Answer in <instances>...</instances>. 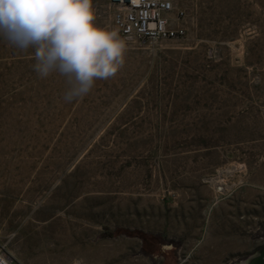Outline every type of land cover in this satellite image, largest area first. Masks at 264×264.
<instances>
[{"label": "rangeland", "instance_id": "1", "mask_svg": "<svg viewBox=\"0 0 264 264\" xmlns=\"http://www.w3.org/2000/svg\"><path fill=\"white\" fill-rule=\"evenodd\" d=\"M170 1L184 38L129 41L93 0L125 60L71 103L34 49L0 36V249L14 264H249L264 249V0Z\"/></svg>", "mask_w": 264, "mask_h": 264}, {"label": "clouds", "instance_id": "2", "mask_svg": "<svg viewBox=\"0 0 264 264\" xmlns=\"http://www.w3.org/2000/svg\"><path fill=\"white\" fill-rule=\"evenodd\" d=\"M0 36L20 52L34 49L40 79L64 78L66 103L114 77L125 60L124 39L95 23L93 0H0Z\"/></svg>", "mask_w": 264, "mask_h": 264}, {"label": "built area", "instance_id": "3", "mask_svg": "<svg viewBox=\"0 0 264 264\" xmlns=\"http://www.w3.org/2000/svg\"><path fill=\"white\" fill-rule=\"evenodd\" d=\"M114 10V22L124 39L129 41H158L182 39L186 29L176 26L185 17L180 12L178 19L172 18L175 11L170 0H110ZM0 264H14L11 256L0 249Z\"/></svg>", "mask_w": 264, "mask_h": 264}, {"label": "water", "instance_id": "4", "mask_svg": "<svg viewBox=\"0 0 264 264\" xmlns=\"http://www.w3.org/2000/svg\"><path fill=\"white\" fill-rule=\"evenodd\" d=\"M249 264H264V249Z\"/></svg>", "mask_w": 264, "mask_h": 264}, {"label": "bare ground", "instance_id": "5", "mask_svg": "<svg viewBox=\"0 0 264 264\" xmlns=\"http://www.w3.org/2000/svg\"><path fill=\"white\" fill-rule=\"evenodd\" d=\"M215 184V186H218L221 182H218V181H216V182H214ZM222 185H224V183H222ZM229 188V187H228ZM221 192V191H224V189L223 188H220V189H218V192Z\"/></svg>", "mask_w": 264, "mask_h": 264}, {"label": "crops", "instance_id": "6", "mask_svg": "<svg viewBox=\"0 0 264 264\" xmlns=\"http://www.w3.org/2000/svg\"><path fill=\"white\" fill-rule=\"evenodd\" d=\"M212 262H213V263H215V262H216V260H213ZM210 263H211V262H210Z\"/></svg>", "mask_w": 264, "mask_h": 264}]
</instances>
